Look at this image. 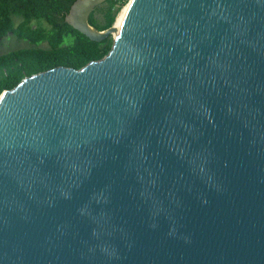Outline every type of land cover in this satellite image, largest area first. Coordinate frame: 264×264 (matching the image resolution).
Returning a JSON list of instances; mask_svg holds the SVG:
<instances>
[{"label":"water","instance_id":"water-1","mask_svg":"<svg viewBox=\"0 0 264 264\" xmlns=\"http://www.w3.org/2000/svg\"><path fill=\"white\" fill-rule=\"evenodd\" d=\"M105 1L103 59L0 95V264H264V0Z\"/></svg>","mask_w":264,"mask_h":264},{"label":"trees","instance_id":"trees-1","mask_svg":"<svg viewBox=\"0 0 264 264\" xmlns=\"http://www.w3.org/2000/svg\"><path fill=\"white\" fill-rule=\"evenodd\" d=\"M73 1L0 0V41L11 34L29 45L0 55V95L24 78L56 67L80 70L109 53L111 36L93 42L64 22L63 14ZM128 1H105L92 11L89 23L98 30L110 28Z\"/></svg>","mask_w":264,"mask_h":264},{"label":"rangeland","instance_id":"rangeland-1","mask_svg":"<svg viewBox=\"0 0 264 264\" xmlns=\"http://www.w3.org/2000/svg\"><path fill=\"white\" fill-rule=\"evenodd\" d=\"M129 2V1H128ZM128 4V3H127ZM127 4L120 10L117 17L122 13V11L125 9ZM97 17H99V14H97ZM116 17V19H117ZM115 19V21H116ZM19 20L18 18H14V23L18 24ZM115 24V22H114ZM44 46V45H42ZM29 47L28 43L25 41L18 40L13 35L9 34L0 41V55L7 54L11 51L27 48Z\"/></svg>","mask_w":264,"mask_h":264},{"label":"bare ground","instance_id":"bare-ground-1","mask_svg":"<svg viewBox=\"0 0 264 264\" xmlns=\"http://www.w3.org/2000/svg\"><path fill=\"white\" fill-rule=\"evenodd\" d=\"M127 8H128V5L125 7V9L122 11V13L117 17V19L115 21V24H114V29L115 30L120 28L122 20H123V17L125 15V12H126Z\"/></svg>","mask_w":264,"mask_h":264}]
</instances>
